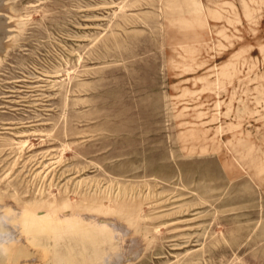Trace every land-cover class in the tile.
Segmentation results:
<instances>
[{
    "label": "rangeland",
    "instance_id": "rangeland-1",
    "mask_svg": "<svg viewBox=\"0 0 264 264\" xmlns=\"http://www.w3.org/2000/svg\"><path fill=\"white\" fill-rule=\"evenodd\" d=\"M0 264H264V0H0Z\"/></svg>",
    "mask_w": 264,
    "mask_h": 264
}]
</instances>
